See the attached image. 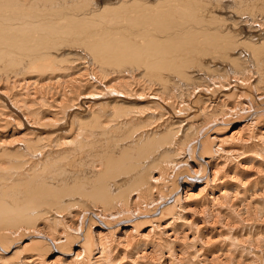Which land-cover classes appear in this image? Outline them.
Instances as JSON below:
<instances>
[{"label":"bare ground","instance_id":"obj_1","mask_svg":"<svg viewBox=\"0 0 264 264\" xmlns=\"http://www.w3.org/2000/svg\"><path fill=\"white\" fill-rule=\"evenodd\" d=\"M0 0V264H264V0Z\"/></svg>","mask_w":264,"mask_h":264},{"label":"rangeland","instance_id":"obj_2","mask_svg":"<svg viewBox=\"0 0 264 264\" xmlns=\"http://www.w3.org/2000/svg\"><path fill=\"white\" fill-rule=\"evenodd\" d=\"M149 1H151V0H149ZM149 1H148V2H149Z\"/></svg>","mask_w":264,"mask_h":264}]
</instances>
